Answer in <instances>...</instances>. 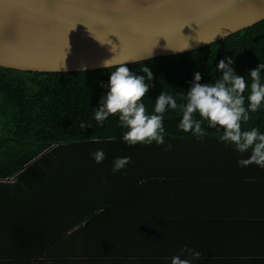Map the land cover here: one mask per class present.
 <instances>
[{
	"label": "trees",
	"instance_id": "trees-1",
	"mask_svg": "<svg viewBox=\"0 0 264 264\" xmlns=\"http://www.w3.org/2000/svg\"><path fill=\"white\" fill-rule=\"evenodd\" d=\"M226 58L247 82V108L250 71L264 64V18L206 45L125 66L153 73L142 98L152 115L161 91L186 103L194 73L214 84ZM112 71L0 65V264H171L174 256L264 264V169L237 164L251 149L239 153L221 142L223 129L206 120L198 140L179 128L183 114L170 108L164 145H126L118 115L102 126L95 120ZM249 117L242 130L264 134V104ZM82 122L91 127L82 130ZM97 150L106 154L101 163ZM124 156L131 162L114 173V160Z\"/></svg>",
	"mask_w": 264,
	"mask_h": 264
},
{
	"label": "water",
	"instance_id": "water-1",
	"mask_svg": "<svg viewBox=\"0 0 264 264\" xmlns=\"http://www.w3.org/2000/svg\"><path fill=\"white\" fill-rule=\"evenodd\" d=\"M263 18L264 0H0V65L128 63L188 51Z\"/></svg>",
	"mask_w": 264,
	"mask_h": 264
},
{
	"label": "clouds",
	"instance_id": "clouds-1",
	"mask_svg": "<svg viewBox=\"0 0 264 264\" xmlns=\"http://www.w3.org/2000/svg\"><path fill=\"white\" fill-rule=\"evenodd\" d=\"M101 43V42H100ZM102 44V43H101ZM112 59L101 62L102 68L115 67L111 72L108 92L101 100V106L95 112V120L99 125L108 119L109 116L118 115L122 127L128 130L123 135V142L128 146L144 144L150 146L155 142L158 146L164 145L165 129L163 127V114L170 108L182 112V119L179 128L184 132H191L198 140L204 136L202 122L206 120L210 128H222L223 135L220 141L226 145L235 146L239 153H245L251 149L247 159L237 161L238 166L247 167L252 164L264 169V134L258 128L249 131L242 130V122L246 123L250 117L249 112H256L264 104V82L261 79V70L264 64H259L250 71L251 92L247 97L248 107H245L244 93L248 88L243 76L237 75L231 67L233 59H221L217 70L222 76L214 84H201V73H194V81L187 92L186 103L178 104L177 100L163 91L156 98L154 114L148 115L142 98L147 95L153 73L148 67H142L143 76L136 75L125 62L117 65L112 64ZM101 87H104L101 83ZM199 113L200 120L194 118ZM81 129L91 127L81 123ZM172 145L168 144L166 150H171ZM96 163L106 159L103 150H97L93 154ZM131 162V157H118L114 160L112 171L114 173L123 170ZM189 253L193 258L200 259L202 254L187 246L182 250ZM171 264H192L189 259H181L174 256Z\"/></svg>",
	"mask_w": 264,
	"mask_h": 264
},
{
	"label": "crops",
	"instance_id": "crops-1",
	"mask_svg": "<svg viewBox=\"0 0 264 264\" xmlns=\"http://www.w3.org/2000/svg\"><path fill=\"white\" fill-rule=\"evenodd\" d=\"M22 263H23V262L20 261L18 264H22Z\"/></svg>",
	"mask_w": 264,
	"mask_h": 264
}]
</instances>
